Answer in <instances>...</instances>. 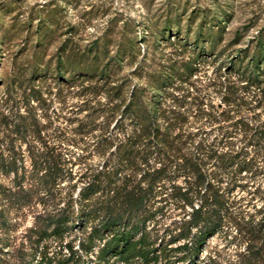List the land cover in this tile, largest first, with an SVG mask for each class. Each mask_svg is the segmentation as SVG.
Wrapping results in <instances>:
<instances>
[{
  "label": "trees",
  "instance_id": "obj_1",
  "mask_svg": "<svg viewBox=\"0 0 264 264\" xmlns=\"http://www.w3.org/2000/svg\"><path fill=\"white\" fill-rule=\"evenodd\" d=\"M188 22L186 33H180L176 21L175 35L191 41L196 56L211 51L218 39L212 27L199 24L190 39ZM258 45L248 54L238 48L225 59L237 79L225 84L216 104L187 101L184 95L163 104L161 91L171 85L169 75L153 78L150 94L144 86L133 87L125 97L117 85L107 109L118 115L96 124L87 113L88 121L77 128L97 131L98 160L80 171L70 159L65 165L48 152L32 154V177L22 174L14 189H4L16 209L35 207L26 232L33 245L26 264H52L43 242L62 241L74 229L80 232L77 248L66 242L68 255L54 264H79L95 246L93 264L110 259L195 264L213 236L233 244L234 264H264V44ZM120 53L118 48L108 56L96 45L73 52L65 59L68 76L60 72L58 54L56 76L70 82L81 73L106 83ZM191 67L185 64L184 71ZM42 70L46 77L49 67ZM165 206L175 218L161 236L151 235L155 215Z\"/></svg>",
  "mask_w": 264,
  "mask_h": 264
},
{
  "label": "rangeland",
  "instance_id": "obj_2",
  "mask_svg": "<svg viewBox=\"0 0 264 264\" xmlns=\"http://www.w3.org/2000/svg\"><path fill=\"white\" fill-rule=\"evenodd\" d=\"M188 20L190 39L199 24L212 27L218 39L211 51L196 56L192 42L175 35L176 21L178 31L186 33ZM260 43L264 0H0V223L7 220L0 224V242L9 244L0 247V264H26L31 258L33 245L26 232L35 207L16 209L5 190L14 189L22 174L32 177V154L48 152L65 165L70 159L80 171L98 160L97 131L80 133L77 128L91 119L110 123L118 115L107 109L117 85L125 97L133 87L144 86L150 94L153 78L169 75L171 85L161 91L163 104L178 102L175 97L181 95L187 101L216 104L225 84L237 79L225 59L238 48L248 54ZM91 45L99 52L104 48L108 56L121 50L119 65L106 83L87 80L81 73L70 82L56 76L58 54L60 72L68 76L66 56ZM204 46L207 51L209 44ZM185 64L192 67L184 71ZM174 218L168 206L159 209L151 235L161 236ZM79 237L74 229L62 241H44L48 260L54 264L67 256L66 242L77 248ZM97 248L79 264H93ZM233 254V244L213 236L195 264H234ZM109 264L121 263L110 259Z\"/></svg>",
  "mask_w": 264,
  "mask_h": 264
}]
</instances>
